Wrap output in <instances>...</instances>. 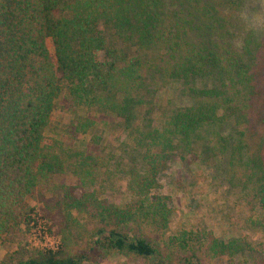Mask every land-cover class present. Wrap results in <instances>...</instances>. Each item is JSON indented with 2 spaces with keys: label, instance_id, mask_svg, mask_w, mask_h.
<instances>
[{
  "label": "trees",
  "instance_id": "obj_1",
  "mask_svg": "<svg viewBox=\"0 0 264 264\" xmlns=\"http://www.w3.org/2000/svg\"><path fill=\"white\" fill-rule=\"evenodd\" d=\"M251 2L0 0V237L30 224L25 202L57 190L66 173L58 143L49 138L66 89L78 107L100 105L125 114L130 124L141 121L155 88L176 83V97L187 104L160 128L141 132L140 153L132 156L129 181L138 207L104 205L92 195L78 200L71 191L67 205L81 212L98 203L102 225L92 249L150 264H203L201 252H251L246 239L224 241L210 231L200 233L199 245L190 232L165 250L147 233L169 229L174 212L168 197H153L160 176L175 161L197 155L198 147L223 165L250 209L264 214V36L249 22ZM93 126L79 127L87 133ZM66 247L20 264H83L86 257Z\"/></svg>",
  "mask_w": 264,
  "mask_h": 264
},
{
  "label": "rangeland",
  "instance_id": "obj_2",
  "mask_svg": "<svg viewBox=\"0 0 264 264\" xmlns=\"http://www.w3.org/2000/svg\"><path fill=\"white\" fill-rule=\"evenodd\" d=\"M249 22L264 36V0H252ZM48 46L55 57L51 39ZM178 87L181 85L162 83L155 88L152 101L148 99L141 109V121L136 118L130 124L125 114L120 118L100 105L78 107L66 89L49 136L51 142L58 143L67 164L66 173L58 178L57 190L38 192L25 202L23 211L32 216L30 224L25 222L0 237V264H20L64 246L84 255L83 264H150L134 256L92 249L98 239L94 232L102 225V217L95 209L98 203L88 202L80 212L68 207L65 196L71 191L78 200L92 195L104 205L138 207L141 200L132 193L129 181L132 156L140 153L137 145L141 132L160 128L164 117L187 104L186 97L183 103L176 97L181 93ZM89 121L94 126L83 133L79 126ZM197 152L198 157L194 152L185 160H177L160 176L161 188L153 192V197H168L174 212L169 229L149 227L147 233L158 236L165 250L174 238L190 232H196L198 245L203 231L213 232L224 241L246 239L253 245L248 254L215 257L201 252L203 264H264V214L250 209L244 195L232 189L219 161L210 160L199 147Z\"/></svg>",
  "mask_w": 264,
  "mask_h": 264
}]
</instances>
